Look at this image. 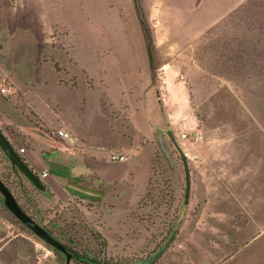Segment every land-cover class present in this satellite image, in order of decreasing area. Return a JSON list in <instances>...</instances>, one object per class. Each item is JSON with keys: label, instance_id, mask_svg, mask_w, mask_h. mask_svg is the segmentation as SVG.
Segmentation results:
<instances>
[{"label": "rangeland", "instance_id": "rangeland-1", "mask_svg": "<svg viewBox=\"0 0 264 264\" xmlns=\"http://www.w3.org/2000/svg\"><path fill=\"white\" fill-rule=\"evenodd\" d=\"M158 5L0 0V86L13 89L0 94V128L8 140L27 137L34 172L44 169V182L59 179L78 198L45 196L1 150L0 178L81 255L69 264L143 259L176 223L152 264H264V0L245 1L204 34L176 43ZM58 127L73 142L53 135ZM166 129L187 157L186 205L183 163ZM111 152L127 158L111 160ZM0 264L66 261L0 199Z\"/></svg>", "mask_w": 264, "mask_h": 264}, {"label": "water", "instance_id": "water-1", "mask_svg": "<svg viewBox=\"0 0 264 264\" xmlns=\"http://www.w3.org/2000/svg\"><path fill=\"white\" fill-rule=\"evenodd\" d=\"M137 1V0H136ZM165 132L169 135L172 143L175 145L176 149L179 152L181 157L183 168H184V176H185V189H184V205L188 203L190 196V171L188 167L187 157L185 152L181 149L177 141L175 140L173 134L170 130L166 129ZM157 139L160 143V146L165 153L166 157L169 158L168 147L161 137V132H158ZM0 150L9 161L12 169L19 174H22L38 191H40L45 196H51V192L47 185L38 177L37 173H35L24 161L22 156L16 151L13 145L9 142V140L4 135L3 131L0 128ZM0 196L2 205L24 226H26L33 234L39 237L46 244L51 246L55 251L60 252L64 255L66 264L70 263V260L74 258V253L67 248L63 242L55 236V234L43 223V219L39 216V219L34 218L30 215L16 200L12 191L8 188V186L3 182L0 178ZM179 224L176 223L174 228L172 229L169 237L165 240L161 247H159L154 253L150 256L145 257L143 259L127 262L125 264H152L154 261L159 258L163 252L170 245L172 240L174 239ZM86 264H94L92 261L87 259H78Z\"/></svg>", "mask_w": 264, "mask_h": 264}, {"label": "crops", "instance_id": "crops-1", "mask_svg": "<svg viewBox=\"0 0 264 264\" xmlns=\"http://www.w3.org/2000/svg\"><path fill=\"white\" fill-rule=\"evenodd\" d=\"M158 3V7L161 9L162 16L168 18V22H172L175 27L169 26V37L173 34L175 37L174 43L179 40H185L188 36V40L196 36L202 35L210 28L217 25L224 17L230 15L233 11L239 8L245 1L248 0H155ZM58 128H53L59 129ZM65 129V128H64ZM9 142L13 145L16 151L22 147L24 151L20 153L27 165L33 170L34 160L28 152V141L20 139L14 141L9 139ZM63 144V142L61 141ZM34 171V170H33ZM45 171L41 169V172ZM36 173V172H35ZM38 175V173H37ZM47 174L43 179H48ZM43 179H41L43 181ZM59 179H49L44 183L47 185L51 192V197L54 198V193L59 196L57 199L61 201L70 202L74 198H78L75 195H71L68 191L64 190V186L58 183ZM65 185L68 183V179H63ZM56 199V198H55ZM54 199V200H55ZM82 200H85L81 198Z\"/></svg>", "mask_w": 264, "mask_h": 264}, {"label": "built area", "instance_id": "built-area-1", "mask_svg": "<svg viewBox=\"0 0 264 264\" xmlns=\"http://www.w3.org/2000/svg\"><path fill=\"white\" fill-rule=\"evenodd\" d=\"M13 91L12 87L7 85V84H1L0 86V94L1 95H8L11 94V92ZM53 135L58 136L66 141H70L73 142V136L72 133L69 132L66 129L63 128H59V129H55L51 131ZM186 135L183 134V137H185ZM24 151V148L20 147L17 152L20 154ZM126 155L124 153H115V152H111L110 154V159L111 160H117V161H124L126 160ZM47 175L46 171H42L38 174V177L40 179H43L45 176ZM104 264V263H103Z\"/></svg>", "mask_w": 264, "mask_h": 264}, {"label": "trees", "instance_id": "trees-1", "mask_svg": "<svg viewBox=\"0 0 264 264\" xmlns=\"http://www.w3.org/2000/svg\"><path fill=\"white\" fill-rule=\"evenodd\" d=\"M140 23H141L142 29L144 31V36H145V41H146V50H147L148 59H149V67L151 69V72L154 73L156 70V67L154 64V59H155L154 43H153L151 32L149 30V27L147 25V21H146V18L144 17V15L143 16L141 15ZM1 154H2V152H1ZM3 157H4V155H3ZM5 160L7 161L6 158H5Z\"/></svg>", "mask_w": 264, "mask_h": 264}, {"label": "flooded vegetation", "instance_id": "flooded-vegetation-1", "mask_svg": "<svg viewBox=\"0 0 264 264\" xmlns=\"http://www.w3.org/2000/svg\"><path fill=\"white\" fill-rule=\"evenodd\" d=\"M65 246H67V244H65ZM67 248H69V246H67ZM78 253H75V256H79L80 254H78ZM81 256V255H80Z\"/></svg>", "mask_w": 264, "mask_h": 264}]
</instances>
